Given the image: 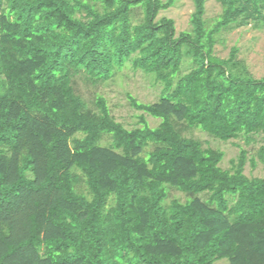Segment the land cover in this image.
I'll return each instance as SVG.
<instances>
[{
  "label": "trees",
  "instance_id": "trees-1",
  "mask_svg": "<svg viewBox=\"0 0 264 264\" xmlns=\"http://www.w3.org/2000/svg\"><path fill=\"white\" fill-rule=\"evenodd\" d=\"M218 2L209 23L194 0L178 34L158 19L174 0H0V264H264V178L245 174L248 152L224 169L223 151L182 133L263 136L264 162V78L237 47L215 54L224 31L264 30V0ZM125 69L162 86L155 103L128 95L132 129L75 85Z\"/></svg>",
  "mask_w": 264,
  "mask_h": 264
},
{
  "label": "rangeland",
  "instance_id": "rangeland-1",
  "mask_svg": "<svg viewBox=\"0 0 264 264\" xmlns=\"http://www.w3.org/2000/svg\"><path fill=\"white\" fill-rule=\"evenodd\" d=\"M222 11L223 8L218 0H207L205 18L209 23H214ZM194 12V0H174V5L168 10L162 11L158 19L170 18L175 20L179 34L191 29V17ZM234 47L239 49L238 58L245 61L252 75L256 79L264 78V30L248 26L224 31L220 35V42L216 45L215 54L222 59H227ZM75 85L78 93L92 108H94L93 102L96 96H103L117 121L129 129L140 125L139 116L142 113L131 107L128 95H132L142 103H155L160 99L162 91V86L155 85L144 73L135 72L132 69H125L106 84L93 86L82 77H77ZM147 119L151 127H157L162 121L150 116ZM182 133L186 137L200 140L205 147L223 151L225 158L221 166L224 169H231L232 161L237 160L242 148L245 149L248 152L245 174L250 178H264V162L257 158V151L263 142V136L255 137L256 141L248 145L245 139L223 142L211 137L201 129H190L182 126ZM253 161L255 166H253ZM172 199L186 201V195L173 190L170 193V200ZM218 264L226 263L220 262Z\"/></svg>",
  "mask_w": 264,
  "mask_h": 264
}]
</instances>
